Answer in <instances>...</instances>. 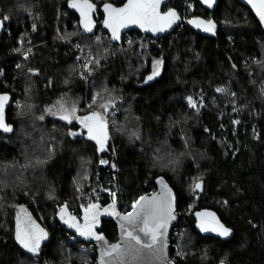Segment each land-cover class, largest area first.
I'll list each match as a JSON object with an SVG mask.
<instances>
[{"label":"trees","instance_id":"1","mask_svg":"<svg viewBox=\"0 0 264 264\" xmlns=\"http://www.w3.org/2000/svg\"><path fill=\"white\" fill-rule=\"evenodd\" d=\"M76 1L0 0V17H8L0 39V93L12 97V131L0 132V264L96 259L95 247L71 240L56 219L58 206L77 208L79 193L96 185L97 171L102 177L106 172L99 159L107 150L97 151L86 128L45 116V106L67 92L91 101L80 114L102 113L109 124L122 212L153 190L159 175L173 187L179 214L170 239L175 262L264 264V30L252 11L238 0H219L213 11L198 0H190L192 11L189 0H172L165 8L173 6L183 19L213 18L215 34L203 36L182 23L139 51L136 30L128 32L131 44L107 39L100 10L94 29L84 30L71 6ZM75 42L95 57L90 86L74 62ZM155 61L161 70L148 80ZM189 97L197 99L196 108ZM195 183L202 188L194 190ZM21 205L47 232L38 254L16 239ZM201 208L214 209L234 230L232 239L197 232L192 213ZM101 231L118 239L112 220H103Z\"/></svg>","mask_w":264,"mask_h":264},{"label":"snow or ice","instance_id":"2","mask_svg":"<svg viewBox=\"0 0 264 264\" xmlns=\"http://www.w3.org/2000/svg\"><path fill=\"white\" fill-rule=\"evenodd\" d=\"M163 0H127V2L122 7H114L111 4L104 5V11L107 13V19L104 21L106 27L111 29L112 38L118 40L120 30L129 25L136 24L141 28H144L146 31L151 30L153 32L156 31H164L168 27H171L173 23L176 22L179 17L175 13V11L168 10L167 12L161 13L160 8ZM213 0H205V3L211 6ZM250 3L253 4V7L257 10V13L262 21H264V0H249ZM73 8H79L81 16L84 18L83 26L86 31H92V20L90 13L94 10L95 5L88 2V0H81L80 3L73 2L71 5ZM4 19H8V17H4ZM3 21H0L2 24ZM190 23H194L196 27L203 28L206 32H213L215 29V24L212 21H203V20H194L190 21ZM35 28V26H33ZM98 63V61H97ZM157 68L153 72V76L159 74L158 65ZM153 76H149L148 79H152ZM219 92H224L225 89H217ZM7 95H0V129H3L5 132L12 131L11 127L6 124L4 119V107L6 102L8 101ZM189 104L196 108V103L192 100L191 97L188 98ZM105 108L107 105H103ZM51 111V109H49ZM59 112L62 113L60 116L61 119L72 122V119H76L79 123L87 129L88 137L92 140H95L96 143L100 146V150L103 151L105 149V142L108 139L107 135V124L104 121V117L99 112H92L90 115L77 117L75 115V106H71V108H65L63 104H60ZM43 119V117H41ZM236 123H239L237 121ZM72 135H76V133H72ZM101 163H106V161H101ZM163 183V181H161ZM201 183L194 184V190L201 189ZM170 192V190H169ZM113 195V209L115 205V193ZM146 197H140L133 205V213H128L122 219L127 221L129 224L135 223L136 219L140 216L141 212L147 208V212L145 214V218L143 220V227L140 231L145 235L150 237L151 242H144L141 240L139 235H134L132 231H127L126 235L130 240L135 241L136 245H140L141 248L152 249L153 246L159 241L160 236L163 235L164 229H166L167 222L169 219H174L172 216V205L171 201L165 202H156L153 203L152 200H147L146 205H142L141 209L137 210V205L141 204V201H146ZM98 208V205L90 204L89 208L85 210V228L82 229L77 223H75L74 217H69L68 220H65V223H69L71 227H75L81 236H95L97 240H102V236L96 235L91 231V226L87 224L88 221V213L93 209ZM23 211V210H22ZM104 211H108L105 209ZM66 212L65 208L61 209V219H64V213ZM113 214H116L113 211ZM98 212H92V220L95 222L96 216H98ZM199 217H201L200 227L203 231L207 232L209 230L214 232H219L221 236H228L231 232L230 229L224 227L219 223L218 219L215 217L214 213H198ZM148 217H151L153 224L149 225ZM123 227V225H122ZM47 233L44 232L43 229H40L38 225H35L34 222L30 220V218L22 222L19 218L17 220V230H16V239L17 241L28 250V252L33 254H38L40 251V244L43 239H46ZM119 244H113L109 247V249L104 253L106 256H113V254H118L120 250ZM129 251H132L131 249ZM138 251V250H137ZM121 264H123V260L121 259ZM171 264V262H170Z\"/></svg>","mask_w":264,"mask_h":264},{"label":"water","instance_id":"3","mask_svg":"<svg viewBox=\"0 0 264 264\" xmlns=\"http://www.w3.org/2000/svg\"><path fill=\"white\" fill-rule=\"evenodd\" d=\"M218 1L219 0H213L211 6H209V4L205 3V0H198L200 5L206 9H208L209 11H213L215 9ZM238 1L241 2L243 5L247 6L252 11L253 15L256 17V19L258 20L262 29L264 30V21H262L260 19L259 15L257 13V10L253 7V4L250 3L249 0H238ZM80 2H81V0L76 1V3H80ZM88 2L95 5L94 10L90 13L92 24H93L92 30L94 29L93 15L96 11L100 10L103 14V21H102L103 29L110 34L111 41L115 44H120L122 42V38H123L124 34L130 32V31H133V30H136L140 33H144L147 35H151L155 39H159L160 37H163V36L171 33L175 28L179 27L182 23H185L191 29H193L196 33H199L203 36L214 35L216 30H217V27H218L217 22L213 18H205L201 15L192 16V17L186 18L184 20L181 17V15L179 14V12L174 7L171 6V7L164 9L168 3L172 2V0H163V2L161 4V8H160L161 13L167 12L168 10H172V11H175L177 16L179 17V19H177L176 22L171 25V27H168L164 31L153 32L151 30L146 31L144 28H141L139 25L132 24V25H129L125 28H122L120 30V33H119L120 38L118 40H116V39L112 38L111 29L106 27L104 24V21L107 19V13L104 11V5L105 4H111L114 7L118 8V7H122L127 2V0H124V2L120 5H115V4L110 3V2H105L101 6H98V5H96L90 1H88ZM75 9L79 13L80 24H81L82 28L85 30V28L83 26L84 18L81 16L79 8H75ZM194 20H203L205 22L210 20L215 24V29L213 32H206V31H204V29L202 27L198 28V27H196V25L194 23H190V21H194ZM0 21H3V23L0 24V39H1L2 33L4 31L5 20L0 17ZM0 95H7L9 98L5 104V107H4V119H5L6 124L11 127V124H9L8 120H7V110L11 104L12 97L9 93H0ZM0 132L4 133V134L10 133V132L3 131V129H0ZM87 136H88V134H87ZM88 139H90V138L88 137ZM90 140L96 144L97 151L102 152L100 150V146L96 143V141L92 140V139H90ZM106 144H107V140L105 142V147H106ZM161 181H163V183H161ZM169 190H170V192H169ZM140 197H146L147 200H152L153 203L165 202V201L170 200L171 205H172V216L175 217L174 219L168 220L166 229L162 230L163 235L160 236L159 241L153 246L152 249L141 248L140 245H136L135 241L130 240L126 235L127 231H132L134 235H139L141 237L142 241H144L146 243L151 242L150 237L145 236L140 231V229L143 227V220L145 218L147 208H145V210L141 212L140 216L136 219L135 223L129 224L127 221L123 220L122 218L125 215H127L128 213H133V207L128 212H122L119 209L117 202H115L114 209L112 207L113 203L101 204L99 201L90 203V204L98 205V208L93 209L92 211H90L88 213L87 224L91 226L92 232H94L98 236L103 237L102 240H97L95 238V236H87V237L81 236L75 227H71L69 223H65V220H68L69 217H74L75 218L74 222L77 223L82 229H84L85 225H86L85 210L89 208L90 204L88 206H86L80 212V214H76V213L72 212L71 209L66 204H62V205L58 206L56 209V219H57L58 223L66 231L76 235L78 237V239H80L81 241L94 245L95 252H96V259L94 261V264H121V259L123 260V264H170V262H171V264H179V263L175 262L170 256L171 233H172L174 226L178 223V220H179V214L177 211V198H176L175 191H174L173 187L170 185V183L168 182V180L164 176L159 175L155 178V188L149 192L142 194ZM139 198L137 200H139ZM147 200L141 201V204L137 205L138 211L141 209L142 205L147 204ZM65 206H66V212L64 213V219H61V209L65 208ZM105 209H108V211H104ZM113 211L116 214H113ZM92 212H98L99 213V215L96 216L95 222H93V220H92ZM198 213H214L215 217L218 219L219 223L222 224L224 227L231 230L230 234L225 237V236H221L219 234V232H214L211 230H209L207 232L203 231L200 227L201 217H199L197 215ZM133 215H135V213H133ZM192 217L194 219V224H195V228H196L197 232H199L203 236L210 235V236L216 237L218 239H221L223 241H227V240L232 239V237L234 235V230L230 226L226 225L222 221V219L220 218L219 214L212 208L197 209V210L193 211ZM103 220H112L116 224L117 231H118V239L117 240L112 241V240L108 239L106 237V235L101 231ZM148 220H149V225L151 226L153 224L151 217H148ZM122 225H123V227H122ZM113 244H119L121 246L119 253L113 254V256L104 255V253ZM130 249L132 251H129Z\"/></svg>","mask_w":264,"mask_h":264},{"label":"built area","instance_id":"4","mask_svg":"<svg viewBox=\"0 0 264 264\" xmlns=\"http://www.w3.org/2000/svg\"><path fill=\"white\" fill-rule=\"evenodd\" d=\"M104 35L107 37L108 40H111L110 34L105 31ZM155 38L151 35H147L144 33H141L137 37L136 47L139 51H142L143 48L148 45L149 41L154 40ZM132 38L128 33H125L122 42L125 44H131ZM121 43L119 45H121ZM71 52L74 56V62L76 66L79 69V76L81 80L85 83L86 86H90L93 81L91 80L92 72V62L93 60V54L86 51L78 42L71 44ZM30 51H27L25 54L28 55ZM84 107L89 108V101L85 100ZM118 112V111H116ZM105 123L108 127V122L106 118L104 117ZM107 144H106V150L107 153L105 155H102L99 159V165L102 166L105 169V175L102 177L100 171H97V182L96 185L88 188L87 190L82 192L78 198L77 208L71 209L72 212L76 214H80V212L88 206L90 203L99 201L101 204H107V203H113V195L112 193H115V202H116V192H117V180H118V172H119V166L117 163V153L116 149L113 145H111L108 148L109 141L111 140L109 132L107 130ZM106 161V163H101V161ZM78 237L76 235H72L70 237L71 240H76ZM93 244H90V246ZM94 246V245H93ZM176 255H179V253H176Z\"/></svg>","mask_w":264,"mask_h":264},{"label":"rangeland","instance_id":"5","mask_svg":"<svg viewBox=\"0 0 264 264\" xmlns=\"http://www.w3.org/2000/svg\"><path fill=\"white\" fill-rule=\"evenodd\" d=\"M190 1V0H189ZM168 7H171V5H168ZM168 7H166V8H168ZM165 8V9H166ZM188 8H189V10L190 11H192L193 10V8H194V6H193V3L190 1V2H188ZM186 18H184V20H185ZM5 20V19H4ZM7 20V19H6ZM5 20V21H6ZM93 57H94V55H93ZM93 60L95 61V57L93 58ZM93 61V62H94ZM92 62V63H93ZM157 61H155L154 62V68H153V72H154V70L157 68V63H156ZM160 62V61H159ZM158 68H159V72H160V70H161V62H160V64L158 65ZM150 76H153V73L150 75ZM156 76V75H155ZM155 76H153V78L155 77ZM148 79V78H147ZM148 80H151V79H148ZM97 97V95L95 94L93 97H92V100L94 101V99ZM192 98V100L197 104V99H194L193 97H191ZM60 104H63L64 105V107L65 108H71V106H75V109H76V111H75V115L77 116V117H83V115L82 114H80V111H82L83 110V106H84V101L82 100V98H81V96L78 94V93H71V92H67V93H64L63 95H61V96H59L57 99H55V100H53V101H51L50 103H48L46 106H45V116H53V117H57V118H60V116L62 115V113L61 112H59L58 111V109H59V106H60ZM89 105H91V101L89 102ZM85 108V107H84ZM49 109H51V111H49ZM102 116H103V114L102 113H100ZM104 117V116H103ZM61 119V118H60ZM77 122V123H79V121L78 120H76V119H72V122ZM105 121V120H104ZM80 124V123H79ZM82 125L80 124V127H81ZM82 128H84L83 126H82ZM82 132V131H81ZM72 133H76V134H78V131H75V132H72ZM87 190V189H86ZM198 190H200V189H198ZM80 191V190H79ZM85 191V190H84ZM84 191H81L80 193H79V195L83 192L84 193ZM23 210V211H22ZM18 218L22 221V222H25V221H27L29 218H30V220L32 221V222H34L35 223V225H38L39 226V228L40 229H43L44 230V232H46L45 231V229L44 228H42L41 227V225L40 224H38V222L33 218V216H32V214H31V212L26 208V206L25 205H21V206H18L17 208H16V210H15V219H16V230H17V220H18ZM47 233V232H46ZM47 238V237H46ZM46 239H43L42 241H41V244L45 241ZM41 244H40V246H41Z\"/></svg>","mask_w":264,"mask_h":264},{"label":"flooded vegetation","instance_id":"6","mask_svg":"<svg viewBox=\"0 0 264 264\" xmlns=\"http://www.w3.org/2000/svg\"><path fill=\"white\" fill-rule=\"evenodd\" d=\"M169 4V3H168ZM173 7V6H172Z\"/></svg>","mask_w":264,"mask_h":264}]
</instances>
